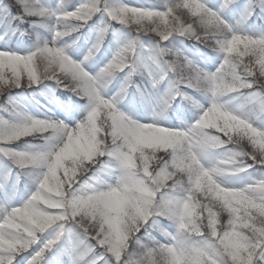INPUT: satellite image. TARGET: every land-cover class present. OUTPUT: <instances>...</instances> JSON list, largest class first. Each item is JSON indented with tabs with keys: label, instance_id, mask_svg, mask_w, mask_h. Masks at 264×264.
<instances>
[{
	"label": "snow or ice",
	"instance_id": "1",
	"mask_svg": "<svg viewBox=\"0 0 264 264\" xmlns=\"http://www.w3.org/2000/svg\"><path fill=\"white\" fill-rule=\"evenodd\" d=\"M0 264H264V0H0Z\"/></svg>",
	"mask_w": 264,
	"mask_h": 264
},
{
	"label": "trees",
	"instance_id": "2",
	"mask_svg": "<svg viewBox=\"0 0 264 264\" xmlns=\"http://www.w3.org/2000/svg\"><path fill=\"white\" fill-rule=\"evenodd\" d=\"M133 2H135V0H133ZM245 59H247V58H245ZM38 99H40L41 101H43V102H46V101H44V98H43V96H39L38 95V97H37ZM125 103H127V101H125Z\"/></svg>",
	"mask_w": 264,
	"mask_h": 264
}]
</instances>
